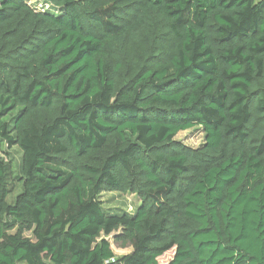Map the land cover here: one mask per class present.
<instances>
[{
    "label": "trees",
    "instance_id": "16d2710c",
    "mask_svg": "<svg viewBox=\"0 0 264 264\" xmlns=\"http://www.w3.org/2000/svg\"><path fill=\"white\" fill-rule=\"evenodd\" d=\"M13 147L0 264H264V0H0Z\"/></svg>",
    "mask_w": 264,
    "mask_h": 264
},
{
    "label": "rangeland",
    "instance_id": "374dc122",
    "mask_svg": "<svg viewBox=\"0 0 264 264\" xmlns=\"http://www.w3.org/2000/svg\"><path fill=\"white\" fill-rule=\"evenodd\" d=\"M176 140L183 143L184 145L196 148L203 142L202 131L196 128L180 132L176 136ZM2 151H9L12 162L17 164L20 160V152L16 147L11 149L0 148V156L3 155ZM102 200L105 202L106 208H111L112 210H122L124 212H133L138 205V200L134 195L130 194H117V193H104ZM27 236H30L28 233ZM111 246V249L116 258L123 255L129 254L131 252V247L129 245H124L121 242L114 240V235L106 238ZM174 256V249L165 253L162 257L158 259V264H168Z\"/></svg>",
    "mask_w": 264,
    "mask_h": 264
}]
</instances>
